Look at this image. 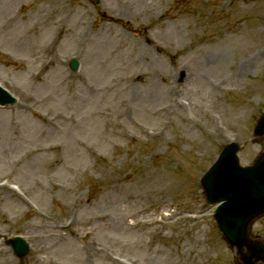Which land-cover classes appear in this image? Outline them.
<instances>
[{
  "label": "rangeland",
  "instance_id": "1",
  "mask_svg": "<svg viewBox=\"0 0 264 264\" xmlns=\"http://www.w3.org/2000/svg\"><path fill=\"white\" fill-rule=\"evenodd\" d=\"M0 86V264H233L199 181L264 148V0H0Z\"/></svg>",
  "mask_w": 264,
  "mask_h": 264
},
{
  "label": "water",
  "instance_id": "2",
  "mask_svg": "<svg viewBox=\"0 0 264 264\" xmlns=\"http://www.w3.org/2000/svg\"><path fill=\"white\" fill-rule=\"evenodd\" d=\"M72 67H76L73 62ZM14 102L0 91V104ZM254 135L264 136V117L259 121ZM238 146H226L217 162L202 179V188L209 203L223 200L214 216L218 228L229 248H235L239 254L237 264H254L264 261V247L257 240L248 236L252 221L264 214V152L249 168L242 169L237 165L235 154ZM223 193L215 197L214 191ZM17 256L23 257L26 247L21 240L11 242ZM246 251V253H243Z\"/></svg>",
  "mask_w": 264,
  "mask_h": 264
}]
</instances>
